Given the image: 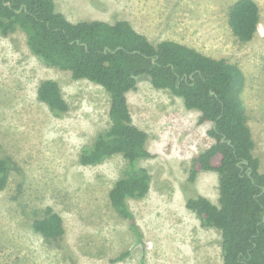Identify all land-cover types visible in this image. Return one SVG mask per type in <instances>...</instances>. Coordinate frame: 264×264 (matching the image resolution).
Returning a JSON list of instances; mask_svg holds the SVG:
<instances>
[{
	"label": "rangeland",
	"instance_id": "obj_1",
	"mask_svg": "<svg viewBox=\"0 0 264 264\" xmlns=\"http://www.w3.org/2000/svg\"><path fill=\"white\" fill-rule=\"evenodd\" d=\"M237 0H55L72 22L127 20L152 42L173 40L215 59L237 64L246 76L243 103L264 173V0L255 39L240 41L229 26ZM60 83L70 111L55 117L38 99L44 80ZM133 123L149 135L155 155L143 160L151 189L129 206L142 233L112 207L109 194L125 166L123 156L100 165L80 163L82 149L110 127V98L89 80L45 65L25 34L0 35V157L13 162L0 191V264H223L221 234L201 225L187 197L219 202V177L202 172L187 182L193 158L214 140L200 112L185 107L169 90L142 80L128 93ZM52 207L66 227V249L49 246L32 229ZM129 256L111 260L123 251Z\"/></svg>",
	"mask_w": 264,
	"mask_h": 264
},
{
	"label": "trees",
	"instance_id": "obj_2",
	"mask_svg": "<svg viewBox=\"0 0 264 264\" xmlns=\"http://www.w3.org/2000/svg\"><path fill=\"white\" fill-rule=\"evenodd\" d=\"M229 26L242 42L255 39L261 9L255 0H237L229 11ZM25 34L33 55L45 65L71 72L76 80H89L109 95L110 127L82 149L80 163L100 165L121 155L126 160L109 198L114 210L130 222L142 239L130 200L145 198L152 178L143 160L155 155L148 149L149 135L134 125L128 93L142 80L169 90L189 110L200 112L199 125L214 143L196 155L187 182L194 185L202 172L219 177V204L204 196L187 197L186 207L206 228L221 234L223 264H264V173L242 99L246 76L227 59H215L173 40L152 42L127 20L72 22L59 12L55 0H0V35ZM38 99L55 117L70 111L60 83L48 79L38 87ZM13 162L0 157V191L9 182ZM45 244L64 250L66 227L62 217L47 207L43 218L32 221ZM123 251L112 262L126 259Z\"/></svg>",
	"mask_w": 264,
	"mask_h": 264
}]
</instances>
